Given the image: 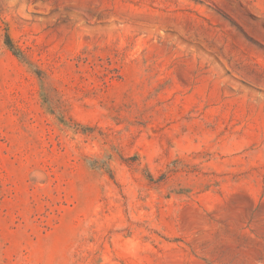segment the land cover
I'll use <instances>...</instances> for the list:
<instances>
[{
  "label": "rangeland",
  "instance_id": "374dc122",
  "mask_svg": "<svg viewBox=\"0 0 264 264\" xmlns=\"http://www.w3.org/2000/svg\"><path fill=\"white\" fill-rule=\"evenodd\" d=\"M0 264H264V0H0Z\"/></svg>",
  "mask_w": 264,
  "mask_h": 264
},
{
  "label": "trees",
  "instance_id": "16d2710c",
  "mask_svg": "<svg viewBox=\"0 0 264 264\" xmlns=\"http://www.w3.org/2000/svg\"><path fill=\"white\" fill-rule=\"evenodd\" d=\"M4 44L7 46L9 50H11L14 54H18L14 48V45L8 35L4 36Z\"/></svg>",
  "mask_w": 264,
  "mask_h": 264
}]
</instances>
